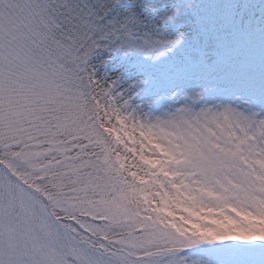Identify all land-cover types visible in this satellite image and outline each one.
I'll list each match as a JSON object with an SVG mask.
<instances>
[{
	"label": "snow or ice",
	"instance_id": "6c2138e0",
	"mask_svg": "<svg viewBox=\"0 0 264 264\" xmlns=\"http://www.w3.org/2000/svg\"><path fill=\"white\" fill-rule=\"evenodd\" d=\"M0 264H264V0H0Z\"/></svg>",
	"mask_w": 264,
	"mask_h": 264
}]
</instances>
